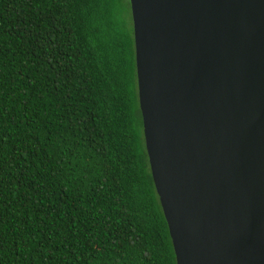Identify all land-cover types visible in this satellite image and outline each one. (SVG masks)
I'll return each instance as SVG.
<instances>
[{"label":"trees","instance_id":"1","mask_svg":"<svg viewBox=\"0 0 264 264\" xmlns=\"http://www.w3.org/2000/svg\"><path fill=\"white\" fill-rule=\"evenodd\" d=\"M0 264H176L128 0H0Z\"/></svg>","mask_w":264,"mask_h":264},{"label":"water","instance_id":"2","mask_svg":"<svg viewBox=\"0 0 264 264\" xmlns=\"http://www.w3.org/2000/svg\"><path fill=\"white\" fill-rule=\"evenodd\" d=\"M176 264H264V0H129Z\"/></svg>","mask_w":264,"mask_h":264},{"label":"rangeland","instance_id":"3","mask_svg":"<svg viewBox=\"0 0 264 264\" xmlns=\"http://www.w3.org/2000/svg\"><path fill=\"white\" fill-rule=\"evenodd\" d=\"M129 1V0H128Z\"/></svg>","mask_w":264,"mask_h":264}]
</instances>
